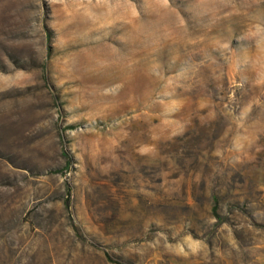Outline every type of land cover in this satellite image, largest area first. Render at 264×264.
Returning <instances> with one entry per match:
<instances>
[{"label": "rangeland", "instance_id": "1", "mask_svg": "<svg viewBox=\"0 0 264 264\" xmlns=\"http://www.w3.org/2000/svg\"><path fill=\"white\" fill-rule=\"evenodd\" d=\"M255 223L264 0H0V264H264Z\"/></svg>", "mask_w": 264, "mask_h": 264}, {"label": "trees", "instance_id": "2", "mask_svg": "<svg viewBox=\"0 0 264 264\" xmlns=\"http://www.w3.org/2000/svg\"><path fill=\"white\" fill-rule=\"evenodd\" d=\"M215 216H216V215H215ZM216 217L218 218V216H216ZM255 225L258 226V227H260V228H264V224H256V223H255Z\"/></svg>", "mask_w": 264, "mask_h": 264}]
</instances>
